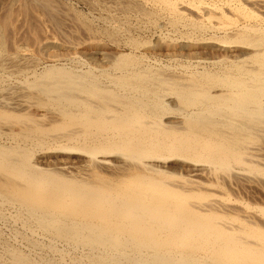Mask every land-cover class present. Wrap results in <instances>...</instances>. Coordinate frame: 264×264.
<instances>
[{
	"label": "bare ground",
	"instance_id": "obj_1",
	"mask_svg": "<svg viewBox=\"0 0 264 264\" xmlns=\"http://www.w3.org/2000/svg\"><path fill=\"white\" fill-rule=\"evenodd\" d=\"M196 4H0V264H264V0Z\"/></svg>",
	"mask_w": 264,
	"mask_h": 264
},
{
	"label": "rangeland",
	"instance_id": "obj_2",
	"mask_svg": "<svg viewBox=\"0 0 264 264\" xmlns=\"http://www.w3.org/2000/svg\"><path fill=\"white\" fill-rule=\"evenodd\" d=\"M5 1H6V0H2V1L0 0V4H2L1 6H3V3H5ZM192 1H193V3H197V4H200V5H201L203 2H204V3H208V2L212 3V2H214V0H201V1H200V0H195V1L192 0ZM199 1H200L201 3H200ZM202 1H203V2H202ZM217 1H218V0H217ZM197 4H196V5H197ZM246 6H247L246 8H244V7H245V6H244V7H243L244 9H241L242 11L246 12V13H243L245 16H246V14L248 13V16H246V18H247V17H249V18L252 17V18L254 19V18L258 17V15L261 16V14H260V12H259L258 10L255 11V8H253V7H249L248 5H246ZM1 8H2V7H0V10H1V11H0V16L4 15V11H3ZM252 8H253V9H252ZM241 10H239L238 13L235 12V14H234V13H231V14H229V16H228V14H227V16H226L227 19H231V18L234 17V18H233L234 20H233L232 22H230L232 19H231V20H227L226 17H224L222 20H223L224 22L227 21V22H225V23H227V24H231V23L233 24L234 21L237 22V21L240 19L239 16L241 17V14H242ZM246 10H247V11H246ZM249 11H250V12H249ZM240 12H241V14H240ZM251 12H252V13H251ZM193 13H196V12H193ZM254 13H255V14L258 13V14L255 15ZM232 14H233V15H232ZM238 14H239V16H237ZM243 14H242V17L244 16ZM253 15H254V16H253ZM191 16H193V17H191ZM191 16H190V17L193 18L192 21L194 20V21H193L194 23H195L197 20H198V21H201V19L198 18L197 16H196V18H195L194 15H191ZM232 16H233V17H232ZM245 16H244V17H245ZM229 17H230V18H229ZM252 18H251V19H252ZM199 19H200V20H199ZM236 19H237V20H236ZM198 21H197V22H198ZM228 21H229L230 23H229ZM224 22H221V20H220V23L223 24ZM235 22H234V23H235ZM227 24H226V25H227ZM223 25H224V24H223ZM226 25H224V26H226ZM190 33H192V34H190ZM193 33H194L195 36H199L198 38L203 37V36H201L199 33H195V32H189L188 35H187V33H186V34H185V35H186L185 37L190 38V37H192V36H190V35H193ZM194 35H193L192 38H193V39H196V38L194 37ZM142 37H143V35L140 37V40H142V39H143L144 37H146V36H144L143 38H142ZM181 37H182V36H181ZM153 39H154V40H153ZM143 40L147 41L148 44H154V43L156 42V39H155V38H152V39H150V40H149L148 38H146V39L144 38ZM143 40H142V41H143ZM152 40H153V41H152ZM180 40H182V38H180ZM183 41H184V39H183ZM234 190H235V189H232V192H233L234 194L240 195V194L238 193L237 190H235V191H234Z\"/></svg>",
	"mask_w": 264,
	"mask_h": 264
}]
</instances>
